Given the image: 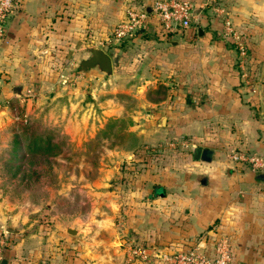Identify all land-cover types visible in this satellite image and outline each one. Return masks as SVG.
Returning a JSON list of instances; mask_svg holds the SVG:
<instances>
[{
    "label": "rangeland",
    "instance_id": "obj_1",
    "mask_svg": "<svg viewBox=\"0 0 264 264\" xmlns=\"http://www.w3.org/2000/svg\"><path fill=\"white\" fill-rule=\"evenodd\" d=\"M211 3L210 15L219 24L214 33L218 38L226 37L227 48L234 50L233 64L240 78L236 91L264 117V0ZM227 22L233 29L230 32ZM114 26L102 30H106L107 38ZM87 30L84 39L59 43L58 57L52 60L60 68L56 97L31 113L19 105L26 115H42L41 123H37L39 137H51L53 149L40 159L43 176L27 177L29 172L14 177L12 165L6 162L10 140L0 142V248L4 256V249L16 243H57L62 233L76 245L75 264L84 260L85 264H148L149 257L146 262L135 250L146 249L150 257L163 251L161 247L149 251V197L159 195L157 185L169 186L167 167L172 170L183 159L190 161L192 148L205 140L183 137L173 130L163 135L151 133L153 128L163 127L160 119L167 109L161 104L146 105L138 87L148 83L152 74L146 68H140L138 75L133 71L136 73L137 63L147 62L148 46L142 41L154 37L152 31L108 45L107 38L90 37ZM138 37L143 39L136 41ZM93 46L111 55L116 68L113 75H100L96 69V75L89 76V70H81V61L90 56ZM40 56L38 51L34 53L28 66L40 63ZM115 74L120 75L118 81L112 78ZM10 108L16 118L4 128L13 126L12 132H20L18 123L27 121L20 117V110L11 104ZM20 155L31 157L28 150L19 151ZM227 157L235 162L229 154ZM9 223L22 232L8 233L4 226ZM67 225L78 229V234L68 233ZM199 241L197 236L194 242ZM82 252L87 258L78 255Z\"/></svg>",
    "mask_w": 264,
    "mask_h": 264
},
{
    "label": "crops",
    "instance_id": "obj_2",
    "mask_svg": "<svg viewBox=\"0 0 264 264\" xmlns=\"http://www.w3.org/2000/svg\"><path fill=\"white\" fill-rule=\"evenodd\" d=\"M191 1L202 10L192 28L165 34L151 25L146 31H152L154 37L135 38L148 46V58L145 64L137 63L133 73L138 75L140 68H146L152 74L138 91H143L146 105L161 104L167 109L166 131L152 126L151 133L163 135L173 130L183 137L204 139L198 146L213 149L215 155L210 162L195 160L192 155L190 161L185 158L172 170L167 167L169 186H156V192L165 195L149 197V251L160 247L181 251L194 244L197 236L209 245L208 231L214 226L218 235L230 239L239 264H264V169L255 171L227 157L232 149L264 156V117L236 91L240 78L233 64L234 50L227 48L226 37L214 33L219 24L210 15L212 0ZM143 2L150 0H21L8 17L6 35L0 40V83L8 102L0 110V129L16 118L12 102L31 113L56 97L60 68L52 60L58 57L60 42L84 39L87 27L90 37L106 39V30H102L116 25L130 5ZM37 51L40 63L28 66ZM95 70L86 73L96 75ZM112 78L118 81L120 75ZM160 84L167 87V97L150 101L148 91ZM19 87L21 94L16 91ZM57 237V243H16L4 249L3 259L8 264H75V243L65 234ZM85 254L78 253L83 259Z\"/></svg>",
    "mask_w": 264,
    "mask_h": 264
},
{
    "label": "built area",
    "instance_id": "obj_3",
    "mask_svg": "<svg viewBox=\"0 0 264 264\" xmlns=\"http://www.w3.org/2000/svg\"><path fill=\"white\" fill-rule=\"evenodd\" d=\"M21 0H0V40L6 35V23L8 17L16 10ZM212 2V1H211ZM218 11H222L217 8ZM202 10L198 9L196 2L191 0H150L138 5H130L124 17L114 26L107 38L108 45L123 43L135 34L146 31L149 26L160 28L165 34L186 31L198 23ZM226 28H231L227 22ZM102 44V43H101ZM105 44H102L104 46ZM8 102L4 100L3 89L0 83V110ZM230 159L251 165L255 171L264 169V156L245 152L244 150L232 149L229 153ZM211 244L198 242L188 245L181 251L163 250L155 256H149L146 249L135 250V253L148 261V264H239L233 255L230 239L226 235H218L212 226L208 231ZM209 241V240H208ZM3 255L0 248V264ZM147 264V263H145Z\"/></svg>",
    "mask_w": 264,
    "mask_h": 264
},
{
    "label": "trees",
    "instance_id": "obj_4",
    "mask_svg": "<svg viewBox=\"0 0 264 264\" xmlns=\"http://www.w3.org/2000/svg\"><path fill=\"white\" fill-rule=\"evenodd\" d=\"M167 94V87L160 84L157 88L148 91L147 98L150 101L158 102L164 100L167 97ZM120 96L127 97L121 94ZM11 107L17 109V111L20 110V117L25 118L27 123H18L17 126L20 132H12L13 126L0 130V142L10 140V158H7L6 162L12 165L11 169L14 171V177H17L22 173L27 174L31 172L27 177L33 178L35 176L37 179H40L43 176V173L39 168V166L42 165L40 164V159L46 158L52 151L53 146L51 145V137L49 136L46 139L39 137L40 130L37 123H41L42 115H26L20 108L19 104L15 102L11 103ZM22 150L30 151L31 157H28V155L18 156V152ZM30 158H33L34 160L29 164L27 162ZM27 164L31 168H26Z\"/></svg>",
    "mask_w": 264,
    "mask_h": 264
},
{
    "label": "water",
    "instance_id": "obj_5",
    "mask_svg": "<svg viewBox=\"0 0 264 264\" xmlns=\"http://www.w3.org/2000/svg\"><path fill=\"white\" fill-rule=\"evenodd\" d=\"M200 34L202 35L203 32L201 31ZM90 56L84 60L81 61V70L83 72H86L90 69H98L99 72L104 73L107 76H111L114 74V62L111 57V55L103 48L99 46H93L89 49ZM59 88V85L57 86V89ZM17 93L21 94L22 88L16 89ZM168 118L167 116H162L160 119V125L166 126L167 125ZM193 158L195 160H201L204 162H210L213 160V157L215 155V151L211 148H204L201 146H194L192 148ZM160 196H164V192L161 191L159 193ZM6 231L8 233H21L22 229L16 226H13L12 224H8L6 226ZM66 231L70 234H78V229L72 228L71 225L66 226ZM2 264H8V259L4 258L2 260Z\"/></svg>",
    "mask_w": 264,
    "mask_h": 264
}]
</instances>
